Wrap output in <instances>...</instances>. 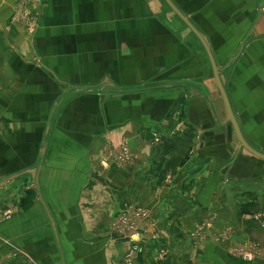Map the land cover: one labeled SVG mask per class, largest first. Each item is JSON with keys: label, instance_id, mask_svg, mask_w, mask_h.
<instances>
[{"label": "crops", "instance_id": "0c3cea01", "mask_svg": "<svg viewBox=\"0 0 264 264\" xmlns=\"http://www.w3.org/2000/svg\"><path fill=\"white\" fill-rule=\"evenodd\" d=\"M16 1L0 0V264H125L115 222L139 210L134 264H264V160L167 2L41 0L27 29ZM169 1L264 155V0Z\"/></svg>", "mask_w": 264, "mask_h": 264}, {"label": "rangeland", "instance_id": "374dc122", "mask_svg": "<svg viewBox=\"0 0 264 264\" xmlns=\"http://www.w3.org/2000/svg\"><path fill=\"white\" fill-rule=\"evenodd\" d=\"M41 0H17L16 1V7L12 16V20H14L15 23H19L21 25H24L25 27L30 28V27H34L36 25V21H37V10L39 9V7L41 6ZM125 148V147H124ZM123 149V148H122ZM262 211L264 210V206L261 207ZM9 213V208L3 207L0 208V221H3V219L6 218V216ZM141 214L140 220L138 223H136V232L133 231V233H135L136 235H138L139 238H141V231H139L138 226L141 222V220H144L147 218L148 214L146 212H144L143 210H139L138 214ZM260 214V212L256 213L255 215ZM133 215L132 213L130 214H124V216H121L118 218V220L115 222V224L119 223L120 219L123 218H127L128 216ZM251 215V214H250ZM129 223L127 220H124L122 223H119L118 227H116L114 230H116L118 233H121V231H125L127 230V232H129V236L130 233L132 232V228H130V226H127ZM128 236V237H129ZM143 245V244H142ZM239 246L234 247V250H237L240 254L241 257L244 258H253V256L251 254H241V252L239 251ZM144 251V249H143ZM142 254V253H141ZM140 254V256H141ZM140 256H138L136 258V260L134 261V263L140 259ZM257 259V258H254ZM125 260V257H124ZM133 263V262H132ZM133 263V264H134Z\"/></svg>", "mask_w": 264, "mask_h": 264}, {"label": "water", "instance_id": "95a60500", "mask_svg": "<svg viewBox=\"0 0 264 264\" xmlns=\"http://www.w3.org/2000/svg\"><path fill=\"white\" fill-rule=\"evenodd\" d=\"M167 2V4L169 5V7L171 8V10L179 17L183 20V22L186 24V26L194 33V35H196V37L198 38V40L201 42V44L204 46L205 52L207 54L208 60H210V64L212 67V74L214 75V79H215V83L217 85L218 90H220V94L222 96V100L223 103L225 105L226 111H227V115H228V121H230V123L232 124L233 130L235 135L237 136V139L239 141V144L241 146L242 149H245L247 151H249L252 155L256 156L257 158H261L264 160V155L262 153H258L256 150H253L245 141L244 137L241 135L239 128L237 126L236 120H234L233 118V114L231 112V107L228 104V100L226 98V94L225 91L223 90L221 81H220V76L218 75V68L215 64V61L212 58V55L210 53V50L208 48V46L205 44L203 38L200 36V34L198 33L197 30H194V28L191 26V24L189 23V21L181 15V13H179L177 11V9L173 6V4L169 1V0H164Z\"/></svg>", "mask_w": 264, "mask_h": 264}, {"label": "built area", "instance_id": "2783aa9c", "mask_svg": "<svg viewBox=\"0 0 264 264\" xmlns=\"http://www.w3.org/2000/svg\"><path fill=\"white\" fill-rule=\"evenodd\" d=\"M156 142H159V138L154 136L153 143ZM121 154L122 155L119 157V160L121 162L126 161L127 159L130 158L125 148L122 149ZM132 214L133 215L128 216L126 219L123 218L120 219L119 221V223H122L124 220H127L129 223L127 226H130V228H132V232L130 233V236L127 230L121 231L120 233L124 238L127 239L128 244H130V250L125 255V264H133L136 258L140 256V254L143 252V245L141 244V238H139L138 235L133 233V231L136 232L137 230L136 223L139 222L141 214L140 213L138 214V212H134ZM119 223L115 224V227H118Z\"/></svg>", "mask_w": 264, "mask_h": 264}]
</instances>
